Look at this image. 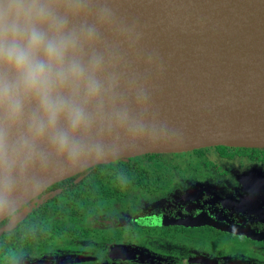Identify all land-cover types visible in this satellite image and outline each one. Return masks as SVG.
Segmentation results:
<instances>
[{"label":"clouds","instance_id":"clouds-1","mask_svg":"<svg viewBox=\"0 0 264 264\" xmlns=\"http://www.w3.org/2000/svg\"><path fill=\"white\" fill-rule=\"evenodd\" d=\"M138 42L114 0H0V215L37 168L99 158L105 137L142 128Z\"/></svg>","mask_w":264,"mask_h":264},{"label":"water","instance_id":"water-1","mask_svg":"<svg viewBox=\"0 0 264 264\" xmlns=\"http://www.w3.org/2000/svg\"><path fill=\"white\" fill-rule=\"evenodd\" d=\"M114 2L120 21L132 25L139 34L138 51L130 54L128 70L136 74L149 95L146 104L135 106L142 128L105 137V152L99 158H89L76 166L53 161L47 169L37 168L28 180H21L12 211L0 215V222L51 185L98 164L217 146L264 149L236 145L264 139V60L227 65L220 62L217 52L209 46L212 34L224 35V28L237 20L240 11L256 12L264 0ZM205 57L210 58V64H205ZM82 180L80 176L75 184ZM37 184L38 187L34 186ZM33 208H25L4 224L0 237L20 225ZM180 224L185 223L176 225ZM227 231L264 240V236L253 232ZM110 255L118 259H149L148 254L135 248L118 246L111 248ZM207 261L199 258L195 263Z\"/></svg>","mask_w":264,"mask_h":264},{"label":"flooded vegetation","instance_id":"flooded-vegetation-1","mask_svg":"<svg viewBox=\"0 0 264 264\" xmlns=\"http://www.w3.org/2000/svg\"><path fill=\"white\" fill-rule=\"evenodd\" d=\"M212 149L218 153V160L244 157L253 162H264V149L256 148L220 150L208 147L203 148L198 158L189 153H178L177 163L180 166L174 170L173 188L181 183L178 173L194 178L183 181L187 185L205 183L209 178L217 183L215 176L223 171L215 168L218 160L208 156V151ZM169 191L142 198L130 196L124 203H109L110 210H101L100 214L93 210L84 215L79 213V208L63 207L66 195L59 194L46 202L49 199L44 192L0 222L1 228L25 208L34 206L20 225L0 237V264H10L9 249L21 253L18 264H196L195 260L199 258L207 259V264H264V240L227 231L240 229L264 236V205L260 208H228L222 207L219 200L207 192L202 193L199 201H188L179 198L181 191ZM157 201L160 205L158 209L143 207L145 202L150 205V202ZM141 214L144 217H138ZM199 217L201 219L196 220ZM151 221L174 224H148ZM177 222L185 224L176 225ZM160 227L167 230L162 232ZM192 229L203 233L187 234ZM221 236L235 242L232 247L236 258L230 253L223 254L228 240H223ZM137 239L139 244L134 242ZM178 239L186 241L182 243L186 246L185 254L179 255L178 245H181L177 243ZM240 244H248L252 249L246 251ZM113 246L135 248L148 254L149 259L113 258L110 255ZM2 256L6 259L4 262Z\"/></svg>","mask_w":264,"mask_h":264},{"label":"trees","instance_id":"trees-1","mask_svg":"<svg viewBox=\"0 0 264 264\" xmlns=\"http://www.w3.org/2000/svg\"><path fill=\"white\" fill-rule=\"evenodd\" d=\"M214 148L228 150L231 147ZM202 152L203 149H196L184 153L198 158ZM177 155L178 153L147 154L110 164H98L51 185L45 191L48 194L46 199H49L46 202L63 194L67 197L63 207L79 208L83 214L97 210V214H100L101 210L109 208V203H124L130 196L142 198L165 194L175 183L174 170L180 166ZM80 176L83 180L79 184H73Z\"/></svg>","mask_w":264,"mask_h":264},{"label":"rangeland","instance_id":"rangeland-1","mask_svg":"<svg viewBox=\"0 0 264 264\" xmlns=\"http://www.w3.org/2000/svg\"><path fill=\"white\" fill-rule=\"evenodd\" d=\"M218 153L215 150L208 151V156L213 160H218L216 157ZM215 168H220L223 173L218 174L216 179L218 180L217 183H214V179H207L205 183H198V184H191L187 185L184 184L183 181L185 180H194V178H189L186 176V173H178V181L180 184L171 187L169 193L181 191L179 198L182 200L188 199V201H199L201 199L202 193L207 192L208 194L214 195L217 200L221 203L222 207L228 208H260L264 205V162L263 161H251L244 157H239L238 159H226L220 158L218 162H216ZM148 202V201H146ZM144 203L143 207L147 209H158L160 205L157 202H150L149 204ZM108 210H110V205L108 206ZM81 215H84L81 210H79ZM84 211V210H83ZM111 212H114L111 210ZM142 216L138 217H144ZM147 215V213H144ZM146 218V217H145ZM160 231L164 232L167 229L161 228ZM193 231L187 232L190 235H198L202 234L203 232L198 229H192ZM190 231V230H189ZM161 232V233H162ZM181 233V232H179ZM167 234V233H166ZM223 240H228L225 242V251L223 254H231L232 257L236 258L235 252L233 251V244L227 237L221 236ZM180 239V238H179ZM177 241L179 248V255L180 253L185 254L186 246L182 243H186V241ZM139 239L135 240V243L139 244ZM181 241V242H180ZM239 243V242H237ZM239 246H244L246 251L251 250V246L248 244H240ZM3 262L6 260L3 256L1 257Z\"/></svg>","mask_w":264,"mask_h":264},{"label":"bare ground","instance_id":"bare-ground-1","mask_svg":"<svg viewBox=\"0 0 264 264\" xmlns=\"http://www.w3.org/2000/svg\"><path fill=\"white\" fill-rule=\"evenodd\" d=\"M217 28L219 30L220 25H217ZM224 29V35L212 34L209 39V46L217 52L221 63L234 65L264 60V5L256 12L240 11L237 20ZM210 63V58L205 57V64ZM236 145L264 147V139Z\"/></svg>","mask_w":264,"mask_h":264}]
</instances>
